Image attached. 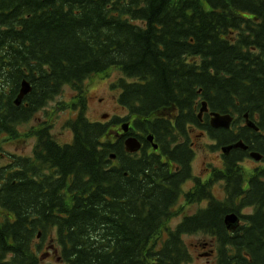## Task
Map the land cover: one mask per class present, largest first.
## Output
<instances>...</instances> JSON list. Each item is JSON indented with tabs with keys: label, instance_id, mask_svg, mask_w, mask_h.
I'll return each mask as SVG.
<instances>
[{
	"label": "trees",
	"instance_id": "obj_1",
	"mask_svg": "<svg viewBox=\"0 0 264 264\" xmlns=\"http://www.w3.org/2000/svg\"><path fill=\"white\" fill-rule=\"evenodd\" d=\"M112 68L128 115L92 122L85 83ZM23 81L32 90L17 106ZM68 85L78 100L71 143L59 144L48 123L33 133L31 155L0 168V264H44L45 242L53 264H188L184 236L197 233L216 239V264H264V0H0V137ZM204 101L234 116L231 129H213L209 113L199 119ZM126 122L143 143L137 154L125 150L129 135L112 136ZM193 129L211 149H248L223 155V168L184 194ZM252 152L263 165L247 178L241 163ZM182 195L206 205L171 228ZM231 213L241 219L235 232Z\"/></svg>",
	"mask_w": 264,
	"mask_h": 264
},
{
	"label": "rangeland",
	"instance_id": "obj_2",
	"mask_svg": "<svg viewBox=\"0 0 264 264\" xmlns=\"http://www.w3.org/2000/svg\"><path fill=\"white\" fill-rule=\"evenodd\" d=\"M121 77H123V75L119 69L112 68L105 74L95 75L86 81V115L92 122L109 124L115 116L125 117L128 115V111L123 109L117 101L120 90L112 87ZM76 103H78L76 93L71 86H65L62 92L51 100L45 108L36 113L29 122L19 125L15 136L3 135V138L6 139H3L1 144V153L3 156L0 157V166L9 163V157L12 154L21 156L31 155L36 143L33 133H35L36 129L43 125L46 126L48 123L52 125L51 133L59 144L71 143L73 134L71 129L67 127V122L77 115L78 107H76V109L73 108V104ZM103 115H108V117L104 119ZM241 124L243 125V123ZM111 129L113 137H115L117 132L122 131L121 124L111 126ZM190 140L194 143L193 149L195 151L192 162V173L203 178L204 182H206L205 184H207V181L209 182L211 180L210 177L212 175V172H209V168L211 170H213V168H223L224 162L221 148L211 149L210 146L214 145V142L210 140L205 131L200 129L192 130ZM261 165L263 164L249 157L241 163L245 177L249 176L256 167ZM192 186V181H188L184 184L183 189L186 192L191 189ZM211 191L215 198H224L223 186L220 182L212 183ZM205 205V201L202 204L187 203L185 197L182 195L178 204L175 206V210L169 222L170 226H168L174 228L182 221L184 216L196 213L201 208L205 207ZM251 211V209H244L241 210V213L246 214ZM215 240L216 239L211 236L201 233L185 235L184 241L192 255V260L188 264H216L217 242ZM44 244L46 249L45 252L50 253L44 258L47 259L44 264L55 263V258L52 256L54 252L48 247V242Z\"/></svg>",
	"mask_w": 264,
	"mask_h": 264
},
{
	"label": "water",
	"instance_id": "obj_3",
	"mask_svg": "<svg viewBox=\"0 0 264 264\" xmlns=\"http://www.w3.org/2000/svg\"><path fill=\"white\" fill-rule=\"evenodd\" d=\"M31 90H32L31 84L28 81H23L21 88H20V92L15 99V104L17 106H20L22 104V102L24 101L25 97L31 92ZM206 113H209V109H208L207 103L204 101L202 103V107H201L199 114H198L199 119L201 120L203 115ZM107 117H108V115H103L104 119ZM209 117H210V120H209L210 126L213 129L229 130V129H231L232 123L234 121V116L231 114H221L218 112H210ZM245 120H246L245 123H246L248 128H251L255 131H259V129L255 125V123L252 122L251 120H249L248 115H245ZM129 128H130L129 123L122 124L121 129H122L123 133L121 136H126L129 133ZM147 141L151 144L153 150L157 151L159 149V146L154 142V136L152 134H150L147 137ZM124 146H125V150L128 153L137 154L141 151V149L143 147V143L136 136L129 135L124 140ZM237 149H241V150L245 151L248 149V147L242 141H239V142L231 144L229 146L222 147L221 151H222L223 155H229V153L232 150H237ZM115 158H116L115 155H112L110 157V159H112V160H114ZM250 158L256 162H260L262 160V156L258 153H254V152L250 153ZM224 221H225V225H226L227 229L230 232H235L237 230V228L240 226L241 219L237 214L231 213L225 217ZM47 256H44L43 258H45Z\"/></svg>",
	"mask_w": 264,
	"mask_h": 264
},
{
	"label": "flooded vegetation",
	"instance_id": "obj_4",
	"mask_svg": "<svg viewBox=\"0 0 264 264\" xmlns=\"http://www.w3.org/2000/svg\"><path fill=\"white\" fill-rule=\"evenodd\" d=\"M191 132V136H192V130L190 131ZM122 131H119V132H117L116 133V135H115V137L117 138V139H124V137H122L121 135H122ZM130 133H131V131L129 130V133L127 134V135H130ZM6 136V135H5ZM3 139H6V138H3V136H1L0 137V157H2L3 156V154L1 153L2 152V146H1V144H2V141H3ZM192 146H194V143H192ZM12 155H14V154H12ZM165 163H167L166 162V160H163ZM116 162L114 161V164H115ZM2 166H0V168H1ZM173 166H171V168H172ZM213 168V167H212ZM209 172L211 173L212 172V170L209 168ZM208 176H209V174H208ZM188 181H192V183H193V186L191 187V189H189L188 191H184V189H183V191H184V193L186 194V193H188V192H190L195 186H196V184L198 183V182H200L201 184H205L206 182H204V179L203 178H201L200 176H196L194 173H193V175H192V177L190 178V179H188L187 180V182ZM208 182V181H207ZM184 196V195H183ZM203 203V202H202ZM202 203H200V204H202ZM188 216V215H187ZM184 217H186V216H184ZM183 217V218H184ZM203 248H205V247H203Z\"/></svg>",
	"mask_w": 264,
	"mask_h": 264
},
{
	"label": "bare ground",
	"instance_id": "obj_5",
	"mask_svg": "<svg viewBox=\"0 0 264 264\" xmlns=\"http://www.w3.org/2000/svg\"><path fill=\"white\" fill-rule=\"evenodd\" d=\"M259 132V131H258ZM261 163V162H260Z\"/></svg>",
	"mask_w": 264,
	"mask_h": 264
}]
</instances>
